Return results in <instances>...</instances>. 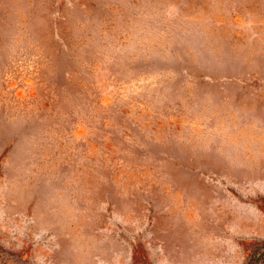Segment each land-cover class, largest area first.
Here are the masks:
<instances>
[{"label":"rangeland","instance_id":"374dc122","mask_svg":"<svg viewBox=\"0 0 264 264\" xmlns=\"http://www.w3.org/2000/svg\"><path fill=\"white\" fill-rule=\"evenodd\" d=\"M0 264H264V0H0Z\"/></svg>","mask_w":264,"mask_h":264}]
</instances>
